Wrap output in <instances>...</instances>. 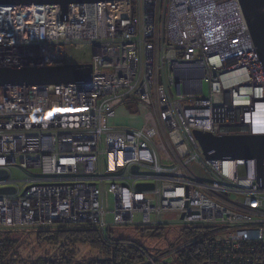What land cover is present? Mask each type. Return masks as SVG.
<instances>
[{
	"label": "built area",
	"instance_id": "built-area-1",
	"mask_svg": "<svg viewBox=\"0 0 264 264\" xmlns=\"http://www.w3.org/2000/svg\"><path fill=\"white\" fill-rule=\"evenodd\" d=\"M73 63L92 64L91 82L0 87V189L14 188L0 193V229L174 223L208 242L202 264H264V162L260 174L257 159L210 158L195 135L264 134V72L239 0L0 7V67ZM121 107L147 109L159 139L115 126ZM163 255L143 264H174Z\"/></svg>",
	"mask_w": 264,
	"mask_h": 264
},
{
	"label": "trees",
	"instance_id": "trees-1",
	"mask_svg": "<svg viewBox=\"0 0 264 264\" xmlns=\"http://www.w3.org/2000/svg\"><path fill=\"white\" fill-rule=\"evenodd\" d=\"M128 110L132 114L138 112L134 104ZM29 229H0V264H143L144 252L150 253L147 247L133 239L116 236L113 233L115 229L103 233L96 226L82 224ZM180 229L184 241L176 251V260L179 264H202L206 260L208 242L190 241L196 234V228ZM29 231L35 235L38 244L48 247L44 254L35 258L20 251L19 234L27 235ZM81 246H88L97 254L82 259L79 256Z\"/></svg>",
	"mask_w": 264,
	"mask_h": 264
},
{
	"label": "water",
	"instance_id": "water-1",
	"mask_svg": "<svg viewBox=\"0 0 264 264\" xmlns=\"http://www.w3.org/2000/svg\"><path fill=\"white\" fill-rule=\"evenodd\" d=\"M112 0H0L4 5H60L63 14L71 4L97 3ZM264 72V0H239ZM93 66L90 63L65 64L61 67L17 66L0 67V87L28 85L47 86L60 84L89 83L92 80ZM196 138L205 150L215 148L216 152L210 158L231 156L235 159H257L259 173L262 174L264 162V134L249 137H216L210 133L195 131ZM137 171V168H134ZM7 172L0 170V178L6 177ZM140 189L152 185H138ZM14 188H1L0 193L13 192Z\"/></svg>",
	"mask_w": 264,
	"mask_h": 264
},
{
	"label": "rangeland",
	"instance_id": "rangeland-1",
	"mask_svg": "<svg viewBox=\"0 0 264 264\" xmlns=\"http://www.w3.org/2000/svg\"><path fill=\"white\" fill-rule=\"evenodd\" d=\"M85 53L78 52V53H72V55L76 57V59L81 58L84 60H88L87 58L88 56ZM203 91L206 95L209 93L207 84H204ZM0 97H1V88H0ZM127 114H128V110L125 107L124 108L121 107L119 111V116L113 121V124L118 127H141L144 124L147 132L152 136H154L156 140L159 139L160 135L155 127L158 121L156 120V117L148 118L149 111L147 109L140 108L139 117L136 118L135 120L129 119L127 117ZM13 175L17 179H22L24 177L22 171L18 169L13 170ZM165 219L174 221L177 219V214L171 213L165 215ZM36 228H40V227H36ZM180 228L181 227L179 225L172 223L166 225L165 228H160L158 230L137 228V227H119L116 228L113 231V233L116 236L133 239L135 242L144 245L145 247L148 248L150 254L154 256V258H157L162 254H166L165 256L163 255L165 262L179 264V260L178 259L176 260V253H170V252L173 251L175 248L181 246V244H183L184 239ZM29 230H32V228H30ZM19 235L21 237H19ZM19 235L17 237L21 239V242L19 244L20 251L25 256H30L35 258L37 256L44 254L45 250L48 249L47 246L45 245L41 246L40 244H38L35 235L30 231L27 235H23V234H19ZM22 239L24 242L22 241ZM95 253L97 254L95 250H92L88 246L79 247V256L82 259L91 257L95 255Z\"/></svg>",
	"mask_w": 264,
	"mask_h": 264
},
{
	"label": "crops",
	"instance_id": "crops-1",
	"mask_svg": "<svg viewBox=\"0 0 264 264\" xmlns=\"http://www.w3.org/2000/svg\"><path fill=\"white\" fill-rule=\"evenodd\" d=\"M127 117L129 118V119H133V120H135L136 118H134V117H129V115L127 114Z\"/></svg>",
	"mask_w": 264,
	"mask_h": 264
},
{
	"label": "bare ground",
	"instance_id": "bare-ground-1",
	"mask_svg": "<svg viewBox=\"0 0 264 264\" xmlns=\"http://www.w3.org/2000/svg\"><path fill=\"white\" fill-rule=\"evenodd\" d=\"M40 228H41V227H40ZM43 228H44V227H43ZM45 228H46V227H45ZM49 228H50V227H49ZM165 255H166V254H165ZM165 255H164V256H165ZM173 255H174V254H173ZM167 256H168V255H167ZM174 260H175V259H174Z\"/></svg>",
	"mask_w": 264,
	"mask_h": 264
}]
</instances>
